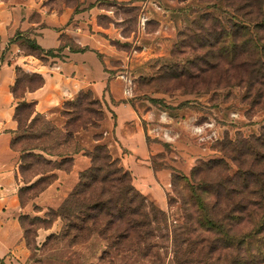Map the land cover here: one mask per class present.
I'll return each mask as SVG.
<instances>
[{"label":"rangeland","instance_id":"rangeland-1","mask_svg":"<svg viewBox=\"0 0 264 264\" xmlns=\"http://www.w3.org/2000/svg\"><path fill=\"white\" fill-rule=\"evenodd\" d=\"M254 1L257 3L250 9L244 0H21L29 10V21L38 24V29L52 28L61 34V46L54 50L56 58H62V47L82 49L66 34L69 27L75 32L81 28L82 37L99 38L102 45L94 52L105 70L122 79L126 90L131 87L128 102L147 144V153L137 162L147 166L153 176L151 185H140L138 173L123 166L106 146L84 148L87 142L92 146V137L85 133L91 129L101 132L106 125L101 106L89 96L63 111L70 119L69 131H76L73 139L65 131L67 123L63 129L55 126L64 133L60 136L54 124L41 117H35L37 124L31 132L28 112L21 114L16 147L31 149L26 154L34 157L27 162L35 164L32 171L21 170L20 164L17 174L23 210L19 221L29 252L26 264H171L172 233L185 224L192 231L194 245L193 249L184 246L182 253L184 258L193 255L191 264L241 263L248 247L232 248L226 244L228 238L225 243L217 233H204L193 205L198 199L221 200L214 217L227 222L236 243L242 240L247 228L238 212L240 201L228 194L233 183L241 185L238 168L250 164L260 150L254 140L264 132V50L258 53L255 48L256 44L260 50L264 46V26L251 24L259 14L263 15L257 21L264 20V0ZM253 9L255 14L246 17ZM243 19L249 20L250 29L241 31L238 23ZM233 31L234 39L229 40ZM256 36L260 40L254 43ZM27 39L33 38L27 34L16 40L23 52L38 55ZM37 84V80L33 84L22 80L19 94ZM78 133L82 135L76 138ZM93 139L102 140V136ZM98 147L107 148L116 162L111 168L101 161L95 163L103 167L101 179L117 167L122 169L130 175L133 188L165 213V223L153 224L151 249L146 244L140 250L129 248L128 243L111 245L115 228L108 226L113 219L109 209H103L99 226L85 230H80L82 221L65 222L61 217H66L65 203L82 174L92 169ZM123 151V155L129 152ZM213 163L220 164L211 169ZM113 178L80 196L83 211L94 202L110 199L128 203L125 193L130 182L111 181ZM103 188L106 193L101 196ZM156 219L161 221L159 215ZM254 248L256 257L259 249ZM256 262L264 264L262 258Z\"/></svg>","mask_w":264,"mask_h":264},{"label":"crops","instance_id":"crops-1","mask_svg":"<svg viewBox=\"0 0 264 264\" xmlns=\"http://www.w3.org/2000/svg\"><path fill=\"white\" fill-rule=\"evenodd\" d=\"M29 15L21 0H0V264H26L29 258L19 221L23 212L18 201L17 178L21 155L11 147L18 131L15 112L21 103H33L35 115L63 129L68 122L63 116L65 107L81 93H90L100 103L102 123L106 125L101 132L91 129L85 133L92 137V146L87 142L84 148L106 146L123 166L138 173L140 185H151L153 177L147 166L137 162L147 153V144L137 129L139 121L128 102L126 87L122 79L105 70L94 52L98 44L102 45L99 38L82 37L81 28L75 32L69 27L65 31L71 40L82 49L89 47L90 50L73 53L65 47L62 58H49L48 63H43L23 52L16 39L28 34L43 50L49 51L60 48L61 34L52 28L38 29V24L29 21ZM17 67L26 73L41 75L44 86L27 90L23 98L16 99L12 88L17 80ZM81 135L78 133L75 137ZM96 135L102 136V140L93 139ZM123 149L129 150L127 155H123Z\"/></svg>","mask_w":264,"mask_h":264},{"label":"trees","instance_id":"trees-1","mask_svg":"<svg viewBox=\"0 0 264 264\" xmlns=\"http://www.w3.org/2000/svg\"><path fill=\"white\" fill-rule=\"evenodd\" d=\"M245 4H247V8H253L255 7V4L257 3L254 0H244ZM247 11L246 17L253 16L255 12ZM259 13H261V8H258ZM263 14H259L256 17L255 21H250L251 24L255 25H262L264 26V20L257 21V18L262 16ZM258 22V24H257ZM237 23V22H236ZM241 27V31H245L250 29L248 25L249 20L243 19L241 23H238ZM247 27V28H246ZM256 29V26H255ZM253 31L254 28H253ZM234 31L231 32L229 35V40L234 39ZM22 38V37H18ZM260 40L259 37L252 38V41L256 43ZM17 42V40H16ZM27 42L29 46L32 47L33 50H36L38 52V55L33 56L41 60L43 63L47 62L48 58H56L57 55L55 54L54 50L45 51L43 50L33 39H27ZM18 43V42H17ZM19 44V43H18ZM255 48L258 50V53L264 50V46L262 50L258 48V44H256ZM20 46V45H19ZM69 47L71 52H86L88 51V47L84 49H78L74 50L70 46ZM231 51L235 50V44L234 41L231 42ZM63 47L60 49V52L63 51ZM233 54V53H231ZM235 57V56H234ZM16 84L12 88V94L16 99L23 98L24 93L27 90L34 91L42 88L44 86V79L41 75L38 74H29L24 72L21 68H16ZM24 79H28L31 84L35 80L38 81V84L36 86H27L22 94H19L20 91V85L21 81ZM91 97L92 95L90 93H81L78 97V99L75 101H79L82 97ZM93 99V98H92ZM75 102L68 104L73 105ZM94 104H97L99 106L100 103L93 100ZM67 105V106H68ZM24 112H28L29 118V128H31V132L34 131V128L36 127L35 123V117H42L41 115L36 114L35 115V106L33 103H26L23 102L19 105V107L16 109L15 112V120L18 122V132L22 130V122L20 119V115ZM45 119V118H44ZM68 119L65 131L69 135L70 139H73L74 133L76 131H69V121ZM47 121V120H46ZM48 124H50L49 121H47ZM52 125V124H51ZM54 130L58 132V135L63 136L64 133L62 130L55 127V125H52ZM26 134V131H23ZM30 132L27 134L29 135ZM38 139H41L42 136L37 137ZM255 143L259 145L260 150L257 153H254V157L250 164L247 167H239L238 168V179L240 180V184H232L230 193L228 194L230 199H233L234 196H238L239 199V208L238 212L240 214L241 211V217L242 221L245 224L246 231L243 234V238L241 241L236 243L237 237L235 235H231L230 231L227 227V222L224 220L218 219L214 217L216 212L218 211L219 207L223 204L221 200H208L205 198L204 200L198 199L199 201L193 205L198 210V225L199 228L204 231V233L212 234L217 233L220 235V240L224 241V238H228V241L226 244L232 245V248H235L237 245L242 246L246 245L249 249V252L241 259L240 264H257L256 260L257 258H262V261L264 260V251L262 250V246H264V235L261 237L262 234H264V132L263 135L256 140H254ZM19 140L15 136L11 143V147L14 151L21 153V170H27L32 171L35 168V164L28 163L27 160L32 159L34 156L30 154H26L31 149L20 151L17 149V144ZM25 145H29V142H26ZM253 146V145H251ZM254 148V146H253ZM96 156L93 158V167L90 171H87L82 174L80 183L74 190L73 194L69 197L67 202L65 203L64 207V215L66 217L61 216L63 219H65V222L70 221L73 219L76 223H79L82 221L83 225L80 226V230H85L86 227H97L99 226V216L104 212V208L109 209L111 216L113 215V219L110 220L111 223L109 225H113L114 232L113 236L114 239H112V236L110 237L112 240L111 245H114L115 247H122L124 243L129 244V248L140 250L145 244L148 246L147 249H151L150 244L151 240L153 239V230L154 225L153 224H159V223H165L166 222V215L161 210L157 209L152 203H150L144 196H142L139 192H137L132 184H131V177L128 173H124L122 169L118 168L115 169L116 171L113 173H109V176H105L102 179L100 178L99 174L103 171L102 166H95V163L98 161H101L103 163H107V167L111 168V166L115 165L116 162L112 160V157L108 151L107 148L104 147H98L95 150ZM245 157H248L247 155H243ZM249 158V157H248ZM217 164L220 163H213L212 165H209L211 169L216 167ZM110 176H114L111 181H114L116 179L117 181H122L123 179H128V189L125 194H127L126 198H128V203H122L119 201H114L112 199L108 200L107 202H104L101 204V202H94L92 207H89L88 210L85 212L83 211L82 207H80L82 203V199L80 196L87 190H91L92 188H96V186H105V183L110 182ZM240 185V186H239ZM100 189V188H98ZM101 196H104L106 193V189H102L100 192ZM85 200V199H84ZM83 200V201H84ZM113 205V207H112ZM185 207H188L187 203L184 204ZM188 211L189 207H188ZM160 216L161 221H157V216ZM154 216L155 219L151 220L150 217ZM240 219V217H238ZM191 223H193V219L191 217ZM241 224V223H240ZM79 229L78 225H71V228L73 229ZM159 225H158V227ZM167 230V228H166ZM90 231V230H89ZM168 231V230H167ZM191 230L188 228V224L181 225V227H177L175 231L172 233V260L169 261L171 264H191L192 260L191 258L193 255H189V258H184L183 255V247H189L190 249H193L194 245V239L190 236ZM167 236L169 237V233H167ZM184 236L185 239L182 237ZM160 237V236H158ZM202 244V243H200ZM235 246V247H234ZM258 247V252L256 257L253 256V248ZM230 248V249H232ZM254 248V249H255ZM112 249V247L110 248ZM226 249V247H225ZM229 249V247H228ZM193 252V250H192ZM249 253H252L249 255Z\"/></svg>","mask_w":264,"mask_h":264},{"label":"built area","instance_id":"built-area-1","mask_svg":"<svg viewBox=\"0 0 264 264\" xmlns=\"http://www.w3.org/2000/svg\"><path fill=\"white\" fill-rule=\"evenodd\" d=\"M131 92H132V91H131V87H130V85H129V88L126 90V95H127V94H128V95L131 94Z\"/></svg>","mask_w":264,"mask_h":264}]
</instances>
